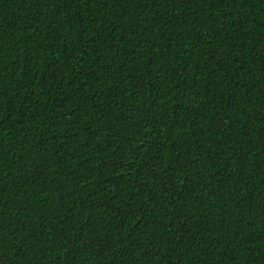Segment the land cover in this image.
Listing matches in <instances>:
<instances>
[{
  "label": "trees",
  "instance_id": "trees-1",
  "mask_svg": "<svg viewBox=\"0 0 264 264\" xmlns=\"http://www.w3.org/2000/svg\"><path fill=\"white\" fill-rule=\"evenodd\" d=\"M0 90V264H264V0H0Z\"/></svg>",
  "mask_w": 264,
  "mask_h": 264
},
{
  "label": "snow or ice",
  "instance_id": "snow-or-ice-1",
  "mask_svg": "<svg viewBox=\"0 0 264 264\" xmlns=\"http://www.w3.org/2000/svg\"><path fill=\"white\" fill-rule=\"evenodd\" d=\"M98 2H99V0H98ZM235 2H237L239 4H244L245 0H235ZM101 11H102V8H101ZM2 95H4V92L2 90H0V96H2ZM144 211H147V210L144 209ZM128 214L129 215L133 214L131 209H129V213ZM143 223H145V226H147V222L146 221H144ZM117 231H119V228H117Z\"/></svg>",
  "mask_w": 264,
  "mask_h": 264
}]
</instances>
